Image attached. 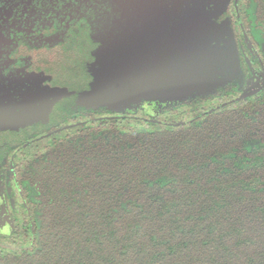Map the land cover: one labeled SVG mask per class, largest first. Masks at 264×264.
I'll return each instance as SVG.
<instances>
[{
    "label": "trees",
    "instance_id": "trees-1",
    "mask_svg": "<svg viewBox=\"0 0 264 264\" xmlns=\"http://www.w3.org/2000/svg\"><path fill=\"white\" fill-rule=\"evenodd\" d=\"M220 16L261 89L228 84L160 116L79 103L99 45L83 20L11 49L15 67L71 94L44 121L0 128V200L25 216L0 236V264H264V0Z\"/></svg>",
    "mask_w": 264,
    "mask_h": 264
},
{
    "label": "rangeland",
    "instance_id": "rangeland-1",
    "mask_svg": "<svg viewBox=\"0 0 264 264\" xmlns=\"http://www.w3.org/2000/svg\"><path fill=\"white\" fill-rule=\"evenodd\" d=\"M228 1L0 0V128L44 121L52 105L71 94L15 67L11 49L22 40L55 43L81 20L99 43L90 65L95 84L78 97L87 107L150 117L228 84L243 94L258 92L263 71L237 43L228 19H220ZM13 219L25 221L19 204L0 200L1 237L10 234Z\"/></svg>",
    "mask_w": 264,
    "mask_h": 264
},
{
    "label": "water",
    "instance_id": "water-1",
    "mask_svg": "<svg viewBox=\"0 0 264 264\" xmlns=\"http://www.w3.org/2000/svg\"><path fill=\"white\" fill-rule=\"evenodd\" d=\"M264 86V85H263Z\"/></svg>",
    "mask_w": 264,
    "mask_h": 264
}]
</instances>
